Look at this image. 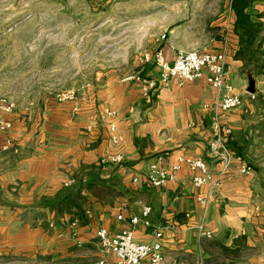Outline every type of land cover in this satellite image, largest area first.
I'll use <instances>...</instances> for the list:
<instances>
[{
    "label": "crops",
    "instance_id": "0c3cea01",
    "mask_svg": "<svg viewBox=\"0 0 264 264\" xmlns=\"http://www.w3.org/2000/svg\"><path fill=\"white\" fill-rule=\"evenodd\" d=\"M227 8V78L242 103L218 123L229 130L228 144L252 171L241 174L232 165L222 172V162L210 148L218 91L204 77H172L149 88L142 79L154 77L159 69L148 59L141 75L103 76L77 95L75 111L73 103L51 98L37 110L0 112V119L11 123L0 129V264H94L102 256L96 231L127 228L130 217H140L144 206L150 207V225L139 222L134 240L150 242L160 230L165 264H264V72L245 69L235 57L238 38L231 0ZM246 12L262 24L264 52V0H252ZM221 44L210 39L180 47L166 39L158 50L172 62L178 51H217ZM248 70L255 80L253 94L246 92ZM108 155L119 161L102 163ZM180 157L202 158L214 178L220 175L219 185L213 190L194 187L195 171L185 164L165 186L145 184L152 161L160 158L170 168ZM79 186L83 220L73 210L59 213L40 205ZM206 196L208 204L203 205L197 198ZM200 225L210 237L201 234Z\"/></svg>",
    "mask_w": 264,
    "mask_h": 264
},
{
    "label": "rangeland",
    "instance_id": "374dc122",
    "mask_svg": "<svg viewBox=\"0 0 264 264\" xmlns=\"http://www.w3.org/2000/svg\"><path fill=\"white\" fill-rule=\"evenodd\" d=\"M227 4L0 0V105L33 111L60 92L83 95L109 73L141 75L166 39L180 47L221 40L231 29Z\"/></svg>",
    "mask_w": 264,
    "mask_h": 264
},
{
    "label": "built area",
    "instance_id": "2783aa9c",
    "mask_svg": "<svg viewBox=\"0 0 264 264\" xmlns=\"http://www.w3.org/2000/svg\"><path fill=\"white\" fill-rule=\"evenodd\" d=\"M231 27V26H230ZM230 32L222 35L221 48L217 51H178L172 62L166 60L163 52L158 50L153 57V61L159 71L154 77L142 79L149 88L156 87L159 83H166L170 78L175 77L180 81H193L204 77L205 81L219 93V98L213 109V126L215 130L214 138L210 142V148L215 153L217 159L222 162V172L232 165H236L237 171L241 174H248L252 171V166L233 150L228 144V129L219 126V119L224 114L242 103V98L235 93L233 86L227 78V55L230 48ZM141 80L139 76H135ZM58 102L73 103V110H76L77 94L73 90L56 94ZM12 105H0V112L10 113ZM8 120L0 119V129L10 128ZM114 139V138H113ZM119 161L118 156L108 155L101 159L102 163ZM187 165L195 171L192 177V185L196 188L207 186L209 190L215 189L219 185L220 175L213 177L207 170L206 162L202 158L180 157L170 168H165L160 163V158L152 161L145 172V184L151 187H163L167 182L172 181L175 173L181 165ZM134 181L137 178L133 179ZM74 180H71L73 182ZM69 182V183H71ZM203 204H208V196L197 198ZM150 207L144 206L141 216H131L129 226L115 233H109L106 229L100 228L96 231L97 245L102 255L94 264H165L163 245L161 242V231H156L154 239L147 243H139L134 240L133 232L136 225L142 222L144 226H149L148 214ZM122 216L119 215L118 219ZM201 234L210 237V232L203 230L200 225ZM109 258H113L110 261ZM198 264H203L200 260Z\"/></svg>",
    "mask_w": 264,
    "mask_h": 264
},
{
    "label": "trees",
    "instance_id": "16d2710c",
    "mask_svg": "<svg viewBox=\"0 0 264 264\" xmlns=\"http://www.w3.org/2000/svg\"><path fill=\"white\" fill-rule=\"evenodd\" d=\"M252 0H231V8L235 13V21L233 23L234 34L238 38V48L235 54L237 59H240L244 68L252 67L257 73L264 72V52L262 48V39L260 32L262 24L253 22L246 12V8L251 4ZM261 56L263 58L260 60ZM82 186L68 190L59 198L52 201L40 202L43 207L47 206L51 210H56L59 213L75 212L76 216L83 220V201L81 195ZM72 211V212H73ZM214 245L220 247L225 253L230 252L229 248L221 243L213 242ZM236 253V252H235ZM206 264V262H204Z\"/></svg>",
    "mask_w": 264,
    "mask_h": 264
},
{
    "label": "water",
    "instance_id": "95a60500",
    "mask_svg": "<svg viewBox=\"0 0 264 264\" xmlns=\"http://www.w3.org/2000/svg\"><path fill=\"white\" fill-rule=\"evenodd\" d=\"M247 78H248V86L246 89V92L249 94H253L254 93V84H255V80L251 74V70L247 71Z\"/></svg>",
    "mask_w": 264,
    "mask_h": 264
}]
</instances>
